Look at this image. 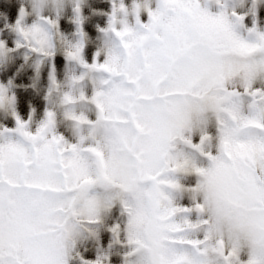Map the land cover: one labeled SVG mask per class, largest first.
Wrapping results in <instances>:
<instances>
[{"label":"snow or ice","instance_id":"obj_1","mask_svg":"<svg viewBox=\"0 0 264 264\" xmlns=\"http://www.w3.org/2000/svg\"><path fill=\"white\" fill-rule=\"evenodd\" d=\"M0 264H264V0H0Z\"/></svg>","mask_w":264,"mask_h":264}]
</instances>
